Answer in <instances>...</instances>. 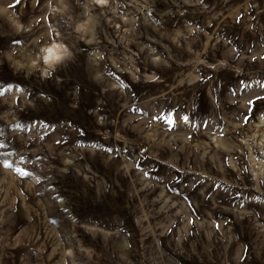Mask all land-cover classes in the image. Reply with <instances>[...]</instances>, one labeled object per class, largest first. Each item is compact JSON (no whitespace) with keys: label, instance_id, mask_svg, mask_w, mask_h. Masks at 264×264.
<instances>
[{"label":"rangeland","instance_id":"374dc122","mask_svg":"<svg viewBox=\"0 0 264 264\" xmlns=\"http://www.w3.org/2000/svg\"><path fill=\"white\" fill-rule=\"evenodd\" d=\"M0 92V264H264V0H0Z\"/></svg>","mask_w":264,"mask_h":264},{"label":"clouds","instance_id":"9594fccd","mask_svg":"<svg viewBox=\"0 0 264 264\" xmlns=\"http://www.w3.org/2000/svg\"><path fill=\"white\" fill-rule=\"evenodd\" d=\"M107 0H94L96 5H105ZM51 3V0H49ZM53 11H60L58 7H54ZM24 29L23 24H18L17 31H22ZM83 29V25L77 26V31ZM71 55L69 48L60 41L51 40L50 42L41 45L36 52L34 58L30 61V67L33 70H39L41 75L47 77L53 73L58 66L64 64L66 59ZM43 65V67H41ZM23 67V65H21Z\"/></svg>","mask_w":264,"mask_h":264},{"label":"snow or ice","instance_id":"6c2138e0","mask_svg":"<svg viewBox=\"0 0 264 264\" xmlns=\"http://www.w3.org/2000/svg\"><path fill=\"white\" fill-rule=\"evenodd\" d=\"M20 2V0H16V3H19ZM13 7L15 6V5H12ZM0 94H3L2 92H0ZM169 122H171L170 121V119H169ZM0 147H3V145L2 144H0ZM24 175H28V173H23Z\"/></svg>","mask_w":264,"mask_h":264}]
</instances>
